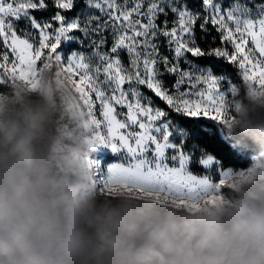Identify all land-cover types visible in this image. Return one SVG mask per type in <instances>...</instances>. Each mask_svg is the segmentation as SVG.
Wrapping results in <instances>:
<instances>
[{
	"label": "snow or ice",
	"instance_id": "1",
	"mask_svg": "<svg viewBox=\"0 0 264 264\" xmlns=\"http://www.w3.org/2000/svg\"><path fill=\"white\" fill-rule=\"evenodd\" d=\"M77 4L0 0V85L13 88L22 82L35 89L47 73L75 98L94 146H107L122 160L99 174L95 167L102 189H149L148 194L174 197L194 209L205 194L230 189L233 178L245 170H220L219 181L213 182L208 175L193 174L190 165L210 170L221 164L194 141L215 135L230 145L227 97L236 96L241 87L194 61H226L238 69L244 90L264 95V4L256 5L255 12L241 0L228 7L223 0H199V10L181 0H84L79 11ZM169 11L176 17L171 26ZM41 12L48 17L38 18ZM21 22L24 28H18ZM197 25L205 33L211 26L221 46L204 49L197 42ZM161 39L171 58L162 53ZM70 43L78 49L66 52ZM165 75L176 78L171 89ZM222 82L227 91L221 90ZM153 96L166 108L156 105ZM202 118L220 127L212 133ZM189 121L190 128L185 126ZM220 198L213 195L208 202Z\"/></svg>",
	"mask_w": 264,
	"mask_h": 264
},
{
	"label": "clouds",
	"instance_id": "2",
	"mask_svg": "<svg viewBox=\"0 0 264 264\" xmlns=\"http://www.w3.org/2000/svg\"><path fill=\"white\" fill-rule=\"evenodd\" d=\"M230 116L250 163L194 209L102 189L83 110L47 73L0 93V264H264V95L241 90Z\"/></svg>",
	"mask_w": 264,
	"mask_h": 264
},
{
	"label": "trees",
	"instance_id": "3",
	"mask_svg": "<svg viewBox=\"0 0 264 264\" xmlns=\"http://www.w3.org/2000/svg\"><path fill=\"white\" fill-rule=\"evenodd\" d=\"M182 2L186 3L189 7L193 8L194 10H199L200 5H199V0H182ZM233 0H224V5H229L232 3ZM242 3L248 4L250 8L253 9L255 12L256 10V5L258 4H264V0H241ZM49 3L51 4V0H49ZM84 0H78L77 4V9L76 11H79L80 9L84 8ZM38 18L40 19H45L48 17L47 12H41L36 14ZM175 18V15L172 14L170 11L168 13L167 19L169 21H172ZM164 17L160 16L158 21L160 24L163 23ZM196 37H197V42L204 48L208 49L209 47H219L221 46V42L218 38V34L216 31L212 29L211 26H209V31L207 33L202 32L199 30V27L197 25L196 29ZM215 41L214 43H209L210 41ZM162 44L165 47V51L169 54V50L167 48L166 42L162 41ZM111 46V38L109 37V44L108 47ZM70 49H72V46H70ZM3 50V45L0 44V51ZM122 59L125 63H127V54L122 53ZM170 57L172 55H169ZM191 58V57H190ZM200 64V66H205L208 68H211L214 74L217 75H223L227 77L228 79L232 80V82L236 83L238 86L241 87V90H244L243 87V82L242 79L238 75V69L235 68V66H232L228 64L226 61H222L216 58H213L211 60L205 59L201 61H194ZM175 77L171 75H165L164 77V82L168 87H171L175 83ZM225 85L227 86V83L224 82ZM11 88L10 86L6 85H0V91L2 92H7L10 91ZM146 91V90H145ZM148 95H152L150 92H147ZM153 100L156 105H158L161 108H166V105L162 103L158 98H155L153 96ZM207 120V125L205 126L206 128H210L212 133H215L216 130L220 127L219 124H215V122L208 120V118H202ZM183 123V122H182ZM186 127H192L191 121H189L186 125ZM203 135V134H202ZM196 144H198L201 148H204L207 150L208 153L213 154L217 156V158L221 161L220 166L222 168L225 167H247L250 163L249 157L247 155H240L237 152H234L233 148L230 145H225L222 144L220 139L216 137L215 135H204L203 138L197 139L194 141ZM192 142L189 143V146L191 145ZM92 155H99L104 158V162L106 161H111L113 159H116L117 156L113 153L110 152H99L97 150H94L92 152ZM191 170L194 173L202 174L205 172L204 168L196 163H193L190 166ZM228 189L225 187L223 188V191H227Z\"/></svg>",
	"mask_w": 264,
	"mask_h": 264
},
{
	"label": "rangeland",
	"instance_id": "4",
	"mask_svg": "<svg viewBox=\"0 0 264 264\" xmlns=\"http://www.w3.org/2000/svg\"><path fill=\"white\" fill-rule=\"evenodd\" d=\"M121 2H122V0H121ZM181 2H182V0H181ZM182 3H184V2H182ZM231 4V3H230ZM229 4V5H230ZM223 5H224V0H223ZM229 5H224V7H228ZM190 9H193V8H191V7H189ZM194 10V9H193ZM97 14H99V13H97ZM176 19V17L173 19V20H175ZM172 20V21H173ZM169 21V20H168ZM172 21H169V26H171V22ZM158 23H160L159 21H157ZM25 27V25H24V23L23 22H21V23H19L18 24V28H24ZM77 35H79L78 33H77ZM162 41H163V39H161L160 41H157V43H159V44H161V51H162V53L164 54V55H167V56H169V55H172V53L170 52L169 54L167 53V51H165L164 49H165V47H164V45L162 44ZM70 46H72V49H70ZM78 45L77 44H75V43H70L69 45H68V47L65 49V51L66 52H70V51H72V50H77L78 49ZM169 58H171L170 56H169ZM186 67V66H185ZM201 67H205V66H201ZM206 68H208V67H206ZM214 74V73H213ZM215 75H217V74H215ZM219 76V75H218ZM185 88L187 87L186 85L184 86ZM170 89L172 88V86L171 87H169ZM221 90L222 91H227V86L225 85V83L224 82H222V85H221ZM0 93H5V92H2V91H0ZM227 99H228V101H229V104H230V107H231V100L233 99V97H231V95L229 94V96L227 97ZM97 115H98V112H97ZM210 115H215V113H211ZM190 147V146H189ZM94 150H97V151H99V152H110V153H113V154H115L116 156H117V158L116 159H113V160H111V161H106V162H104V158L102 157V156H99V155H92V158H93V160H94V162H95V167L97 168V172H98V174H99V171L100 170H105L106 171V168H107V166L108 165H110V164H112V163H115V162H122V160H121V158H119V156H118V154L117 153H114L110 148H108L107 146H94ZM187 150V149H186ZM197 156H199V153H197ZM191 166V165H190ZM227 168H229V167H225V168H222L220 165H218V166H214L212 169H210V170H208V169H204L205 170V172L204 173H202V174H198V173H194L192 170H191V168H190V171H192L193 172V174H195V175H199V176H204V175H208L212 180H213V182H218L219 181V171L220 170H226ZM231 168H233V170L234 171H240V170H245L247 167H245V168H243V167H231ZM225 191H223V189H222V191H221V193L223 194Z\"/></svg>",
	"mask_w": 264,
	"mask_h": 264
}]
</instances>
